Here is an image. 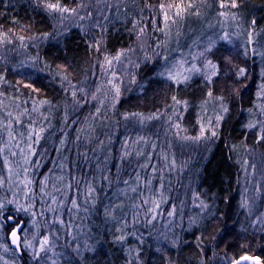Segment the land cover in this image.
<instances>
[{"label": "trees", "instance_id": "16d2710c", "mask_svg": "<svg viewBox=\"0 0 264 264\" xmlns=\"http://www.w3.org/2000/svg\"><path fill=\"white\" fill-rule=\"evenodd\" d=\"M99 1L104 5L94 7ZM111 3L115 4L111 6ZM160 3L161 0H61L63 6L76 8L83 16L91 13L93 18L101 14L103 22L99 28L90 29L87 24L85 27L68 25L70 13H49L38 6L37 0H0L3 29H12L17 36L37 37L26 39V47L19 40L0 46V75L4 77L0 81V99L8 96L16 102L13 116L27 108L29 114H37L33 115L37 125L45 121L48 139L53 137V140L46 141L42 148L34 145L38 154L33 159H39L44 170L52 165L51 175H61L60 186L64 189L60 192L65 188L85 191L93 183L95 193L91 194L101 198L96 222H107L105 226L98 224L105 227L103 237L109 255L108 258L102 253V261L108 264L112 260L113 264H236L243 259H254L264 264V225L256 223L254 214L240 207L245 199L241 190L244 173L252 175L251 208L255 195L256 206L263 198L253 183L257 182L262 189L259 165H264V141L258 138L259 125L254 129L245 125L260 118L257 92L264 84L261 75L264 56L260 55L264 53V0H237L238 6L234 9H222L221 0H184L187 10L182 17L175 18V23L169 20L167 27ZM188 4L192 7L187 8ZM222 12L227 15H221ZM150 19L156 20L162 31L149 26L138 38L140 29ZM225 34L231 43L219 39ZM212 41L216 43L211 52L205 53L206 63L211 60L221 69L213 83L194 74L186 83L176 85L166 76L158 75L165 71V65L172 67L183 55L195 50L204 52ZM139 47L143 48L144 62L131 70L126 86L119 82V99L111 95L108 102L100 101L96 91L102 76L117 80L113 75L114 66L111 68L105 57L112 59L123 52V59L137 53ZM240 68L246 74L238 78ZM57 72L60 76H56ZM61 76L67 80H61ZM26 84L33 87H25ZM73 86L84 89L77 91L75 99ZM173 96L181 101L180 105L175 104ZM218 97H223L228 113L221 112ZM40 101L48 103L41 105ZM36 106L39 111H31ZM218 114L224 115V119L213 129ZM22 121L24 126L27 119ZM87 127L91 129L90 134ZM213 130L217 132L216 137H212ZM198 136L201 138L195 139ZM61 139L66 143L57 153ZM132 141L137 142V152L142 153L139 158L132 150ZM74 151L77 158H72L74 154L70 158L69 153ZM84 154L88 161L83 162ZM76 159L82 162L75 163ZM60 164L65 167L61 168ZM144 164L148 167H142ZM87 165L90 172L86 171ZM172 167L176 170L172 171ZM44 170L39 173L41 176L48 173ZM176 176L187 187L182 188ZM125 180L129 182L127 185ZM149 180L153 182L151 191L159 209L171 212L177 206L185 208L181 224L176 223V212L168 216L169 225L153 221L151 227L155 230L149 236L155 242L148 237L140 239L139 234L133 237L125 229L111 230L106 216L116 210L112 201L114 193L132 192L139 184L144 203ZM171 180L172 184L167 183ZM97 181H101L98 190ZM197 195L208 205L207 209L193 210L191 205L199 203L195 200ZM261 206L262 202L258 211ZM146 207L149 206L144 203L143 208ZM192 215H196L195 219ZM192 220L196 223L189 228ZM121 235L126 238L118 242L117 237ZM177 238L179 242L173 247ZM148 247L153 248L151 254L146 250Z\"/></svg>", "mask_w": 264, "mask_h": 264}, {"label": "rangeland", "instance_id": "374dc122", "mask_svg": "<svg viewBox=\"0 0 264 264\" xmlns=\"http://www.w3.org/2000/svg\"><path fill=\"white\" fill-rule=\"evenodd\" d=\"M115 3H111V6ZM103 6L104 3L102 1L97 2V4L94 7L97 6ZM110 7V6H109ZM102 11V10H101ZM99 13V12H98ZM100 14V13H99ZM77 13V14H68L67 23L68 25H73L77 27H82V25L87 24V28L90 29H96L99 28L100 24L103 22L102 16L95 15V17L89 16V14ZM83 17V19H81ZM115 18V17H114ZM91 19V20H90ZM90 22L93 24H90ZM90 24V25H89ZM92 26V28H91ZM142 45V44H141ZM140 49V47H139ZM204 51V50H203ZM143 48L137 51V53H132L131 56H126L125 58L121 59L120 62H113L112 66H114L113 73L116 75V79L114 80L113 77H110L108 79V76L105 77V75L102 76L99 86L97 89L99 91L97 92V96L99 100L101 101L104 99L105 101H109V97L116 96L115 89L112 87V84H109L108 81L112 80L113 84H116L118 86L121 85L119 82H124L125 86L130 80V73L131 70L134 67L139 66L140 64H143L144 60H142L141 55L143 54ZM201 51H193L192 53L188 55H183L181 61H186L185 67H191L193 63H195L198 67L203 66L206 64V56H200L199 54ZM157 53H155L156 55ZM193 57H196L194 60ZM230 62V61H229ZM108 64V63H107ZM111 66V68H112ZM98 82V79L97 81ZM124 86V87H125ZM260 103H264V98H259ZM16 102L13 100H10V98L7 97H1L0 99V147L4 148V152L2 155H0V178L3 179L4 183L3 186L0 187V198L7 199V200H16L19 204L24 205L25 207L28 204L32 205V209L29 212H19L17 213L18 221L23 223L24 231L19 233V236L21 240H27L31 241L32 248H26L23 251L17 252L15 249H13L10 245V242L8 240L9 235L11 233V227H6L3 229H0V244H7L8 245V251L5 252L3 248H0V264H36V261L32 259V251L33 248L39 249L40 246V240L43 236H49L50 240H52L55 244V247L47 253V260L46 264H52V261H55L56 264H108V262L102 261V253H106V255L109 258L107 248L104 244V233H105V227L98 226V224L105 226V223L107 222H101L97 224L98 220V208L99 203L101 202L100 196L99 198H96V195L89 194L88 190L85 191L76 190L72 191L71 189L65 190L63 192L56 191V189L63 190L64 188H61L60 183L62 181L59 180L61 175H51L53 172V169L51 167H47L46 170L43 163H41V167L30 173V175L34 178L36 181L33 185L30 186L31 191H27L22 184H20V180L24 179V172H23V163L22 158L19 155V149L13 147L15 144V141L12 142V144H8L7 147H4L5 144L8 142V132H7V122L9 120H13V128H14V135L17 137V139H20V133L23 132L26 136L28 126L31 124L32 121H36V127L43 126L47 129L45 132V138L41 140L39 146L42 148L46 141L53 140V137L48 139L49 136V129L47 128V125L45 124V121H43L40 125H37V118L33 115L37 114H26L23 116H20V114H17L16 116L13 114L16 112ZM11 113V116L8 114ZM22 113V112H21ZM42 113H40L41 115ZM20 116V119L22 118L27 119V123L24 126L15 124V121L13 118ZM43 118V115L40 117V121ZM46 118V117H45ZM261 120H264V116H260ZM87 132L90 134L91 129L90 127H87ZM50 142V141H49ZM132 150L137 152L139 149L136 147L137 142L132 141ZM91 145V143H89ZM21 146L26 148V142L22 141ZM9 148H11L12 151L17 152L16 156H12L11 152L9 151ZM142 151V150H141ZM66 152V151H65ZM138 153V152H137ZM71 154H74V157L77 158V152L74 151L72 153H69V156L71 158ZM4 157H7L8 159V165H5ZM141 157V155H138L137 158ZM69 157H67L68 159ZM69 158V159H70ZM84 160L83 162H85ZM88 161V159H87ZM82 161L75 160V163H81ZM74 163V165H75ZM174 165V164H173ZM88 166V167H87ZM86 171L91 170L90 165H87ZM260 177L262 181H260V185H257L256 183H253L254 186L259 188L262 193V206L261 210L258 211L260 208L261 202H258L259 205L256 206L257 200L256 195L253 198L252 208L251 211L248 213L254 214L255 218L261 217V220L256 219V223L260 225H264V165L260 164ZM46 172L48 170V173L43 174L41 176L42 171ZM51 170V171H50ZM176 168L172 167V171H175ZM39 175H36V174ZM51 175L52 177V185L50 188V181L47 184V187L45 191L49 194L48 196H44L41 191L38 184L39 180H42L45 176ZM90 175V174H89ZM88 176V175H87ZM179 176H176L175 179L176 182H180L182 188L187 187L186 184L183 181H180ZM97 179H100L96 177ZM251 178L252 175L247 173L243 174L242 182H241V190L244 195V198L248 199L249 204H251L250 195L251 192L254 190V188L251 190ZM11 181V183H9ZM151 181V180H150ZM98 187L101 185V181H97ZM173 180L167 182L169 184H172ZM148 183V182H147ZM151 183H153L151 181ZM93 186V183H91ZM251 185V186H250ZM77 187V186H76ZM75 187V188H76ZM88 187V186H87ZM94 188V187H93ZM134 188H137L138 190L136 192H130L127 191H118L117 193H114L112 201L116 205L114 208L116 210L109 213L106 218L108 221V225H110L111 230L115 231H121L120 229H125L126 231H129L133 237H136L137 234H139L140 237L147 239H151L152 242H155V240L149 236V233L155 230L151 227L152 224H149L148 221L152 219L151 214L148 216L145 215V212L148 208H154L153 205V192L151 191V184L147 185L145 187L146 195L145 200L148 201L146 204L145 209L143 208L144 203L143 199L141 197L140 191H142V188H140L139 184H136ZM72 192H71V191ZM37 192V193H36ZM99 192V191H98ZM95 193V192H92ZM38 194V196H37ZM187 195V193H186ZM55 196L57 200V204L53 205L57 208L56 212L48 211V206L52 204L51 197ZM39 197V198H38ZM78 202L81 205V208L79 211L75 210L71 206V198H77ZM63 200V205L59 204V201ZM141 202L138 204V201ZM197 200V199H195ZM94 202V203H93ZM136 205H139L137 207ZM198 204L193 203L191 206L193 210H202L201 207L198 206ZM13 209L15 208V205L11 206ZM87 209V211H85ZM177 216V225L179 226L182 222L184 217L185 208L184 207H174ZM247 209V208H246ZM205 210V209H203ZM124 211H127L126 213ZM32 212H35V216L32 215ZM199 213V212H198ZM200 215L204 214V211L199 213ZM168 211L165 209H157L156 211V219L153 221H157L160 224L163 225H169L170 220L168 218ZM195 219L196 215H192ZM59 217L64 221V224H60L59 222H56V218ZM103 216H101L102 220ZM152 221V222H153ZM139 228L140 231H137ZM10 229V230H8ZM138 232V233H137ZM35 237V239H34ZM132 240H134L131 237ZM161 239V238H159ZM146 240V239H145ZM147 242V241H146ZM139 244H142L139 241ZM23 247V245H21ZM144 247V246H142ZM91 248L92 250H88ZM75 249L79 250V255H77V252L74 251ZM146 250L150 252V254L153 252L152 247H148ZM137 250L135 251V253ZM18 253H21V256L18 255ZM116 259H118L116 255ZM254 260V259H250ZM256 261V260H255ZM114 263V260H112ZM257 262V261H256ZM112 263V264H113ZM248 262H244L241 264H247Z\"/></svg>", "mask_w": 264, "mask_h": 264}, {"label": "snow or ice", "instance_id": "6c2138e0", "mask_svg": "<svg viewBox=\"0 0 264 264\" xmlns=\"http://www.w3.org/2000/svg\"><path fill=\"white\" fill-rule=\"evenodd\" d=\"M38 2V6H42L43 9L47 10L49 13H55V12H59L61 14L64 13H70V14H76L77 13V9L76 8H68L65 7L61 4V0H55V2H52V0H37ZM237 0H228L227 3L224 2V0H221L220 3V7L222 9H228V8H237ZM160 10L163 14V20L165 22V27H167V22L169 20H172L173 23L176 22L175 18H180L182 17V15L185 13V11L187 10L185 5H184V0H161V3L159 5ZM192 4H188L187 8H191ZM221 15H227V12H222ZM89 16H91V13H89ZM233 18H235V13H233ZM81 19H83V17H81ZM139 23V22H137ZM253 25L256 23L255 21L252 22ZM154 27L156 28V30L162 31V29L159 28L158 26V22L156 20H149L148 23L146 24V26L144 28L140 29V32L138 34V38L139 36L144 35L147 30L148 27ZM135 27V25H134ZM47 36V34H45V37ZM29 39V40H36L37 37H28L26 38L25 36H17L15 32H13L12 29H7L6 31L3 29V26L0 25V46H4L5 44H13L15 42V40H19L21 42V46L22 47H26L27 45L25 44V40ZM221 41L227 42V43H231L230 38L227 34H225L224 36L219 38ZM99 43V42H97ZM215 41H212L209 43V46L207 49H205L204 52H201L199 55L200 56H204L206 52H211L212 48L215 46ZM252 43V33H249V44ZM99 50V49H97ZM226 51H229V49H226ZM253 54L255 55L256 52L253 49ZM124 55L123 52H118L116 54L115 57H113L112 59H114L117 62L121 61L122 56ZM245 55H247V51L245 52ZM260 55L264 56V53H260ZM112 59H109L107 56L105 57V60L107 61L108 65L111 67L112 66ZM167 60V58H165ZM193 59L195 60L196 57H193ZM35 63V61H34ZM187 62L186 61H177L175 64H173L172 67H167V65H165V71H162L160 73H158V75H160L161 77H165L169 80L174 82L176 85H180L182 83H186L187 81H189L192 78V75L194 74H198L203 76L204 80L211 84L214 81V78H218V76L220 75V66L216 63H213L211 60H208L206 64H204L201 67H198L195 63L192 64L191 67H185V64ZM246 74L245 69L244 68H240L239 71L237 72V77H243ZM113 75L115 76V73H113ZM262 76H264V71H262L261 73ZM56 76H60V73L57 72ZM61 80H67L66 76H61L60 77ZM0 81H4V77L2 75H0ZM6 82V81H5ZM133 82L134 78H133ZM70 83V82H69ZM109 84L113 85V88L115 89V93H116V97L117 99H119V97L121 96V89L118 85L113 84L112 80L108 81ZM25 87H29L32 88L33 85L32 84H26ZM74 90L72 92V96L75 99L77 97V91L83 92L84 89H75V86H73ZM34 91H39L38 89H33ZM65 91H67V89H65ZM97 91H99V89H97ZM236 94H239L238 92ZM208 96L211 97L212 96V92L209 91L208 92ZM257 97L258 98H264V84L260 85L259 91L257 92ZM92 99H96L95 95H92ZM217 99H219L221 101V112L226 114L229 111V107L227 104L223 103V97H218ZM172 100L175 102L176 105H180L181 101L178 100L175 96L172 97ZM48 101H40V104H47ZM184 106L187 107V103L184 102ZM258 109H259V115L260 116H264V103H260L258 105ZM31 111L36 112L39 111V106H36L34 108L31 109ZM251 109H249V112L251 113ZM97 112H99V109H97ZM29 114V109L25 108L24 111L22 113H20V116ZM9 116H11V113L8 114ZM132 115H139V114H132ZM20 116H17L14 119L15 124L17 125H21L23 126V121L20 119ZM129 116L126 114L124 119H128ZM154 117H149V119H152ZM68 117L65 116V121H67ZM224 119V115H220L218 114L215 118V124L213 125V129H215L216 127L219 126L220 121H222ZM143 122V121H141ZM36 121H32L31 124L28 126V130H27V134L25 136V134L23 132L20 133V139H17V137L13 134L14 133V128H13V120H9L7 122V132H8V137L9 140L8 142L5 144L4 147H7L8 144H12L13 141H15V144L13 145V147L19 149V155L22 158V163L24 165L23 167V172H24V179L20 180V184H22L24 186V188L27 191H31L30 186L33 185L36 181L34 180V178L30 175V173H32L33 171L38 170L42 165H41V161L39 159L34 160L33 157L36 156L37 153V149L34 147V145H38L40 144L41 140L45 138V132L47 131V129L43 126L40 127H36ZM257 125L260 126V135H259V140L264 141V120L261 119H257L255 121H250L249 123H247L245 125L246 128L248 129H254L257 127ZM177 128L180 127L179 124L176 125ZM204 127H201V136H203L204 134ZM201 136L196 137L195 139L199 140L201 138ZM217 136V132L215 130L212 131V137H216ZM205 139H210L209 137H204ZM77 140L80 139V136L78 135ZM24 141L26 142V148L21 146V142ZM66 140L65 139H61L60 140V145L61 148H57L56 152L59 153L62 149V147L65 145ZM127 143V142H125ZM9 151L11 152L12 156H16L17 152H14L11 150V148H9ZM4 152V148L0 147V155H2ZM40 156H43V154H39ZM127 155V153H126ZM138 155H142V153H138ZM84 159L87 160L88 157L86 154H84ZM4 162L5 165H8V159L7 157H4ZM61 168H64L65 165L64 164H60L59 165ZM142 167H148L147 164L142 165ZM51 171V170H50ZM62 179V177L60 178ZM102 179H107V177H102ZM140 177L139 175L137 176V181H139ZM49 182V177L45 176L42 180L38 181L39 187H40V191L44 196H48L49 194L45 191L47 184ZM3 179L0 178V187L3 186ZM9 183H11V181H9ZM129 182L127 180L124 181V184H128ZM76 184H79V181H76ZM148 184H151V181H148ZM72 185H69V188H71ZM133 192H136L138 189L137 188H132L131 189ZM56 191H60L59 189H56ZM93 191H95V189L92 187L91 184L88 185V193L91 194ZM257 191L259 192L260 189L258 188ZM52 199V204H50L48 206V211H52V212H56L57 208L54 207L53 205L57 204V200L55 196L51 197ZM196 199L199 200V207L203 209H207L208 205L200 199V197L197 195ZM64 201L61 200L59 201L60 205H63ZM94 203V202H93ZM145 204L148 203L147 200L144 201ZM153 204H155L154 208H148L147 211L145 212V215L148 216L149 214H151L152 219L148 221L149 224L152 223L153 220L156 219V211L157 209L160 207L159 203H157L156 201H153ZM15 205V208L13 209L11 206ZM71 206L73 209L79 211L81 208L80 203L78 202V197L77 198H71ZM137 207H139V205H136ZM241 208H247L249 211H251V205L249 204L248 199H243L241 204H240ZM32 209V205L28 204L26 207L24 205L19 204L16 200H7V199H2L0 198V229L6 228V227H11V243L13 245H16L17 248L20 251H23L26 248H32V243L31 241H27V240H21L19 233L24 231V227H23V223L18 221V216L17 213L23 211V212H29ZM85 211H87V209H85ZM175 212V209H173V211L168 212L169 216H173ZM106 214H108L106 212ZM32 215L35 216V212H32ZM110 215V214H109ZM257 220H261V217H257ZM56 222H59L60 224H64V221L62 219H60L59 217L56 218ZM264 222V221H261ZM196 223L195 220L190 221L189 223V228H191L194 224ZM126 237L124 235H121L119 237H117V241L118 242H123L124 239ZM35 239V237H34ZM140 239H142V237H140ZM179 242V238H177V240L173 241L172 246L176 247L177 243ZM198 242H199V238H198ZM21 245H23V247H21ZM55 247V244L52 240H50L49 236H43L42 239L40 240V246L39 249H35L33 248L32 251V259L34 261H36V264H46V260H47V253L49 251H51L53 248ZM0 248H3L5 252L8 251V245L7 244H0ZM88 250H92L91 248H89ZM159 250V249H158ZM74 251L77 252V255H79V250L75 249ZM52 264H56L55 261H52Z\"/></svg>", "mask_w": 264, "mask_h": 264}, {"label": "water", "instance_id": "95a60500", "mask_svg": "<svg viewBox=\"0 0 264 264\" xmlns=\"http://www.w3.org/2000/svg\"><path fill=\"white\" fill-rule=\"evenodd\" d=\"M8 240H9V242H10L11 247H12L13 249H15L17 252H19V249L17 248V246H16V245H13V244L11 243V235H9ZM249 261H250V259H243V260L239 261V262L236 263V264H241V263L249 262ZM257 263H258V262H257ZM258 264H259V263H258Z\"/></svg>", "mask_w": 264, "mask_h": 264}, {"label": "bare ground", "instance_id": "6f19581e", "mask_svg": "<svg viewBox=\"0 0 264 264\" xmlns=\"http://www.w3.org/2000/svg\"><path fill=\"white\" fill-rule=\"evenodd\" d=\"M247 264H258L255 260H250Z\"/></svg>", "mask_w": 264, "mask_h": 264}, {"label": "flooded vegetation", "instance_id": "af4514ba", "mask_svg": "<svg viewBox=\"0 0 264 264\" xmlns=\"http://www.w3.org/2000/svg\"><path fill=\"white\" fill-rule=\"evenodd\" d=\"M11 234V233H10ZM19 256H21V253H18Z\"/></svg>", "mask_w": 264, "mask_h": 264}]
</instances>
